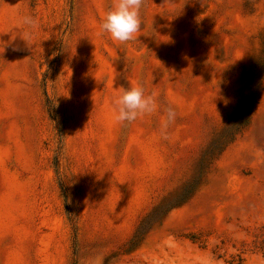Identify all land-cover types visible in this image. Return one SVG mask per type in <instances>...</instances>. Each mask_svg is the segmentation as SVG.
<instances>
[{
  "label": "rangeland",
  "instance_id": "rangeland-1",
  "mask_svg": "<svg viewBox=\"0 0 264 264\" xmlns=\"http://www.w3.org/2000/svg\"><path fill=\"white\" fill-rule=\"evenodd\" d=\"M112 2L0 0V264H264V0Z\"/></svg>",
  "mask_w": 264,
  "mask_h": 264
},
{
  "label": "clouds",
  "instance_id": "clouds-1",
  "mask_svg": "<svg viewBox=\"0 0 264 264\" xmlns=\"http://www.w3.org/2000/svg\"><path fill=\"white\" fill-rule=\"evenodd\" d=\"M142 0H113L105 12L99 25L98 34H108L110 38L118 42H127L134 38L141 26L140 9ZM20 23L28 28L37 26V22L31 15H24ZM113 120L123 125L131 123L138 117L154 113L157 110V102L154 94H147L139 82L121 87L118 96L112 100ZM165 116L160 124V134L166 138L167 130L175 122L177 112L171 105L164 109ZM95 264H103V258L97 257Z\"/></svg>",
  "mask_w": 264,
  "mask_h": 264
}]
</instances>
